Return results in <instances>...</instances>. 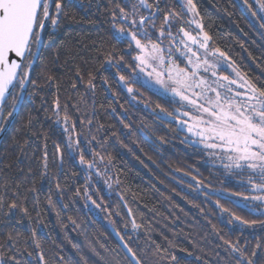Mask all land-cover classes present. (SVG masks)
Masks as SVG:
<instances>
[{
  "label": "trees",
  "instance_id": "1",
  "mask_svg": "<svg viewBox=\"0 0 264 264\" xmlns=\"http://www.w3.org/2000/svg\"><path fill=\"white\" fill-rule=\"evenodd\" d=\"M193 3L198 24L211 37L210 46L223 51L252 85L264 88V0ZM63 4L58 26L46 21L42 31L29 73L36 83L27 84L20 107L0 136V186L7 182L11 196L20 183L29 209L28 215L13 210L0 222V253L15 254L20 264H132L112 229L142 264H225V253L217 247L222 244L219 235L246 243L249 251L257 244L264 246V226L241 222L264 221V214L233 197L250 193L244 181L249 173L225 169L212 160L178 127L180 105L135 79L134 43L129 48L126 39L113 37L107 14L111 0H63ZM166 4L181 12V0ZM51 11L55 14L54 5ZM189 21L184 10L173 32L180 26L197 30ZM161 23L158 18L157 30ZM108 59L119 65L107 68ZM89 74L96 76L95 89L88 88ZM120 75L128 78L127 84L119 82ZM128 86L133 88L131 94ZM57 99L59 123L54 115ZM10 105L11 99L0 113L2 129L11 118ZM65 114L70 118L67 124ZM73 122L75 131L65 133L63 129H71ZM82 150L86 160H95L101 176L80 164ZM93 150L104 157L103 162L93 157ZM32 188L34 192L27 191ZM127 210L138 228H132ZM9 232L19 234L14 247L7 239Z\"/></svg>",
  "mask_w": 264,
  "mask_h": 264
},
{
  "label": "snow or ice",
  "instance_id": "2",
  "mask_svg": "<svg viewBox=\"0 0 264 264\" xmlns=\"http://www.w3.org/2000/svg\"><path fill=\"white\" fill-rule=\"evenodd\" d=\"M111 3L113 7L107 10V14L110 16L108 22L113 27V37L126 39L129 48H132L134 43V49L138 50V54L133 57L134 70L138 69L143 73L146 69H151L147 75L155 76L156 83L165 93H171L174 97H178L180 102H184L181 106L187 110L180 113L183 119L177 118L178 127L183 129L186 126L187 132L198 138L195 143L214 150L210 154L218 156L222 162L227 160V163L223 164L225 169L251 170L260 180L259 184H253L254 190L264 193V88H258L247 82L238 84L237 80L229 79L227 75H218L221 58L226 54L219 48L210 46L211 37L203 30L202 24L197 23L199 32L195 34L186 30L184 26L178 27L177 31L173 32L174 22L184 14L185 9L187 12H195L196 6L193 0H183L181 12L167 6L166 0H120V2L111 0ZM53 5L55 14L51 11ZM261 7L264 8V5ZM63 15V0H0V113L9 99H11L12 111L8 112V116L15 111L16 105L22 99V96L14 91L15 89L19 88L23 92L29 82L35 85L36 82L30 79L29 71L33 59L38 55L42 31L46 27V21H50L53 28L57 27ZM158 18L162 19V23L157 30ZM34 46L36 52H33ZM25 60L28 61L27 64L24 63ZM105 63L107 68L119 65V62L113 63L112 59H108ZM101 68H105V64H101ZM48 79L51 80L52 77ZM95 79V75L89 74V89H95ZM103 80L105 84L108 83L107 77ZM127 80L124 75L119 76V82L127 84ZM72 87L76 88V84L73 83ZM127 91L131 94L133 88L128 86ZM54 103L56 109L54 115L57 116L59 123V99ZM68 106L67 103L64 105L65 113ZM164 111L166 110L161 108V112ZM69 119L65 114L63 120L66 124ZM79 123L83 124L84 121L80 120ZM87 123L90 126L92 120L88 119ZM124 127L128 128L130 125L125 124ZM75 129L76 123L73 122L71 129L65 127L63 131L69 133L74 132ZM2 130L0 128V131ZM80 135L82 133L77 134L78 137ZM160 139L163 142V138ZM94 140H96L95 136L92 137V141ZM92 141L87 142L90 144ZM80 142L79 138L75 140L76 145ZM67 147L69 149L73 147L71 135ZM57 150L59 151V146ZM92 155L99 156L100 161L103 162L104 157L98 152L93 150ZM44 161V167L47 168L46 152ZM79 161L81 165H86L87 169H95L96 176L102 175L95 160L85 159L83 150L80 152ZM0 187L3 188V193L0 194V222H3V218L10 215L13 210H19L25 215L29 214V209L24 206L27 197L20 192L22 187L20 183L15 185L11 196L7 182ZM56 187L60 189V184L57 183ZM27 191L34 192L35 189ZM253 199L264 201V195L255 196ZM48 203L52 205L51 198ZM223 211L228 210L223 209ZM68 219L72 220L71 217ZM235 219L241 220L240 217ZM241 222L260 223L264 226V221L241 220ZM72 223L75 225V220H72ZM131 223L133 229L139 227L135 220ZM229 223L232 221L230 220ZM212 227L216 231V226ZM18 235L13 232L7 234V239L13 242V247ZM219 239L222 244L217 247L223 249L225 253L223 258L225 264H264V246L261 244H257L256 249L249 251L246 243L242 245L240 240L233 242L223 235H219ZM120 240L123 242L124 237L120 236ZM122 246L126 255L131 254L132 264H142L129 243L124 242ZM36 247H40L39 242H36ZM9 251L11 252V249ZM16 251L18 252L19 249L17 248ZM217 255L219 256L218 252ZM40 258L43 259L42 256ZM172 259L175 260V257L173 256ZM0 264H20V261L15 254L5 257L0 253Z\"/></svg>",
  "mask_w": 264,
  "mask_h": 264
},
{
  "label": "rangeland",
  "instance_id": "3",
  "mask_svg": "<svg viewBox=\"0 0 264 264\" xmlns=\"http://www.w3.org/2000/svg\"><path fill=\"white\" fill-rule=\"evenodd\" d=\"M183 2V0H181ZM264 5V4H263ZM186 10V9H185ZM189 14V18H190V21L189 23L193 26L194 29H197L194 31V34L196 32H199L198 28H197V23H198V20L196 19V15H195V12H188ZM262 14H264V8L262 9ZM192 21H196V23H192ZM191 31V30H189ZM182 35V34H181ZM138 54V50H136V54L135 56ZM222 60V63L218 69V75L219 76H229V79H235L237 80V83L240 84V83H243V82H247L248 84H251L249 82V80L231 63V61L225 56L224 58H221ZM148 71H151V69H146L145 72L143 73H140L138 69L135 70V73H134V77L135 79L145 83L146 85H148L149 87L161 92L162 94L168 96L169 98H171L173 101L177 102L179 105H180V109L178 110L180 113L187 110L186 108L182 107L181 105L184 103V102H180L179 101V98L178 97H174L171 93H165L160 85H158L155 81V76H148L147 73ZM237 73H239V76H237ZM234 88L236 87V85L233 86ZM241 91H243V89H240ZM210 95H212L210 93ZM179 113V114H180ZM183 118V117H182ZM181 118V119H182ZM186 132H187V128L186 126L183 128ZM188 133V132H187ZM188 135L191 137V138H194V140H198L197 137L193 136L191 133H188ZM203 146V144H200ZM205 152L207 153V155L213 160H216L217 164H224V163H227V160H224L223 162L218 158V156H213L211 155L210 153L213 152L214 150H211V149H206L204 146H203ZM233 170H239V169H233ZM247 173H249V178L248 179H244L245 183L247 184V187L248 189L250 190V193L248 194H243V195H234L233 194V197L235 200L243 203V204H246V205H249L250 208L252 210H254L255 212H258V213H262L264 214V201L262 200H256V199H253V197L255 196H260V195H264V193H261L259 191H256L254 190L253 188V184H259L260 183V180H259V177L254 175L251 170H247ZM250 177H251V181H250ZM254 178V179H253ZM247 197V199H246Z\"/></svg>",
  "mask_w": 264,
  "mask_h": 264
},
{
  "label": "water",
  "instance_id": "4",
  "mask_svg": "<svg viewBox=\"0 0 264 264\" xmlns=\"http://www.w3.org/2000/svg\"><path fill=\"white\" fill-rule=\"evenodd\" d=\"M42 41V40H41ZM40 46H41V42H40V45H39V50H40ZM39 50H38V53H39ZM37 51V49L35 50V52ZM38 56V55H37ZM37 56L33 59V63L35 62V60H36V58H37ZM17 59H19V58H17ZM33 63H32V65H33ZM27 70V69H26ZM29 73H30V71H29ZM26 87H27V84H26ZM26 87H25V89L23 90V92H21L20 91V95L22 96V99L18 102V104L16 105V108H15V111L13 112V114L11 115V118L9 119V121H8V123H7V125L3 128V130L0 132V136L5 132V130L7 129V127L9 126V124L11 123V121L13 120V118H14V116H15V114H16V112H17V110H18V108L20 107V104H21V102H22V100H23V98H24V95H25V90H26ZM128 211V213H129V210H127ZM129 216H130V218L132 219V221H133V218H132V216H131V214H129ZM112 232H113V235H114V237L116 238V240L118 241V243L120 244V246L123 248V243L125 242V241H121L120 240V235L118 236L117 235V231L116 230H114V229H112ZM124 250V249H123ZM125 251V250H124ZM125 253H126V251H125ZM127 256L131 259V254H127Z\"/></svg>",
  "mask_w": 264,
  "mask_h": 264
}]
</instances>
